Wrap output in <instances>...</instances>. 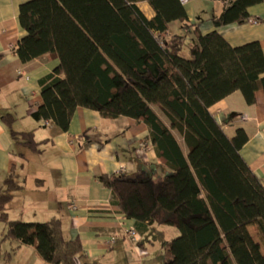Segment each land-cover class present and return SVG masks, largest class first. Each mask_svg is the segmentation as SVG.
<instances>
[{
	"label": "trees",
	"instance_id": "trees-1",
	"mask_svg": "<svg viewBox=\"0 0 264 264\" xmlns=\"http://www.w3.org/2000/svg\"><path fill=\"white\" fill-rule=\"evenodd\" d=\"M220 1L226 5L212 19L216 28L246 24L249 8L264 4ZM141 2L151 6L153 19L140 11ZM19 21L26 35L16 55L23 64L46 56L59 60L40 81L43 104L33 113L36 121H51L67 132L76 110L85 108L149 127L157 157L170 173L159 181L144 170L102 175L99 181L126 218L180 232L164 247L163 264H264L261 245L249 230L264 240V186L241 155L248 135L240 128L227 136L210 111L235 92L256 104V92L264 91L258 42L232 47L217 31L203 35L189 24L180 0H33L20 7ZM172 22L193 29L197 43L188 56L183 55L187 35L167 34ZM3 120L10 126L13 118L7 114ZM12 137L38 151L33 132ZM22 189L13 169L0 190L4 240L17 243V249L34 247L48 264H84L80 239H67L61 220L9 219L8 205Z\"/></svg>",
	"mask_w": 264,
	"mask_h": 264
},
{
	"label": "crops",
	"instance_id": "crops-1",
	"mask_svg": "<svg viewBox=\"0 0 264 264\" xmlns=\"http://www.w3.org/2000/svg\"><path fill=\"white\" fill-rule=\"evenodd\" d=\"M30 1L0 0V190L13 169L23 185L8 205L9 219L27 223L61 220L64 236L80 239L84 264H163L164 247L180 232L126 218L112 192L99 181L102 175L142 170L159 181L170 173L157 157L149 127L127 117L105 119L85 108L76 110L67 132L51 121L33 118L43 104L40 81L53 73L59 60L46 56L23 64L16 55L26 35L19 21L20 7ZM225 5L220 0H191L185 6L189 24L203 35L217 31L232 47L258 42L264 52V4L249 8L248 23L216 28L212 19ZM138 8L147 19L155 17L147 2ZM182 27L172 22L167 34L187 35L188 47L195 45L193 29ZM154 110L168 125L162 111ZM210 111L227 136L245 130L249 139L241 155L264 186V91L256 92L255 105H248L241 92H235ZM7 114L13 118L10 126L3 120ZM12 132H33L38 151L17 143ZM175 135L187 155L182 137ZM72 204L77 205L76 211L71 210ZM131 230L136 232L135 241L129 238ZM249 230L264 253V240L252 227ZM4 234L5 225L0 222V259L5 254L10 264H48L34 247L17 249V243L4 240Z\"/></svg>",
	"mask_w": 264,
	"mask_h": 264
},
{
	"label": "built area",
	"instance_id": "built-area-1",
	"mask_svg": "<svg viewBox=\"0 0 264 264\" xmlns=\"http://www.w3.org/2000/svg\"><path fill=\"white\" fill-rule=\"evenodd\" d=\"M190 1L191 0H180L181 4L184 5V6H186L187 4H189ZM251 22L255 23L256 21L253 20ZM242 120L244 121V120H246V118H242ZM70 208H71L72 211H76L77 210V205L76 204H72L70 206ZM129 238L131 240H133V241L136 240V232L134 230L129 231Z\"/></svg>",
	"mask_w": 264,
	"mask_h": 264
},
{
	"label": "rangeland",
	"instance_id": "rangeland-1",
	"mask_svg": "<svg viewBox=\"0 0 264 264\" xmlns=\"http://www.w3.org/2000/svg\"><path fill=\"white\" fill-rule=\"evenodd\" d=\"M188 48L189 47H188V43H187V46L184 47L183 53H188ZM0 264H10L8 261H6L5 254L0 259Z\"/></svg>",
	"mask_w": 264,
	"mask_h": 264
}]
</instances>
